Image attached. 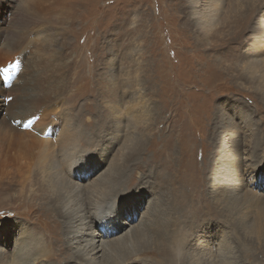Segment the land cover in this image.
<instances>
[{
    "label": "rangeland",
    "instance_id": "obj_1",
    "mask_svg": "<svg viewBox=\"0 0 264 264\" xmlns=\"http://www.w3.org/2000/svg\"><path fill=\"white\" fill-rule=\"evenodd\" d=\"M21 1L10 0L13 7L0 25V49L7 42V31L17 32L12 27L11 13ZM28 2L33 10L26 14L30 21L27 39L16 46L22 50L19 58L27 71L26 86L63 67L61 98L47 104L43 119H39L42 112L33 116L32 124L38 121V128L48 130L58 114L75 118L78 128L94 139L89 151L97 152L103 164L99 174L105 172L127 131L141 151L143 164H153L152 171L146 170L147 166L144 179H138L140 184L145 181L144 190L133 194L131 204L120 210L122 220L127 221L137 211L132 223L137 225L142 211L153 216V202L161 206L157 217L139 224L132 248L139 250L140 259L131 264H161L153 260V255L143 253L160 244L171 247L176 264H186L193 245H203L202 240L211 232L223 236V264H264V192L260 197H244L225 184L229 176L240 174L241 169H232L244 149H249L254 161L264 166V99L246 77H236L238 87L225 69L219 79L214 77L216 67L227 66L230 70L237 64L246 66L251 60L264 59V55H256L251 42L253 34L264 25V0H254L248 15L249 0H223L222 13L211 17L214 22L209 30L199 29L193 22L189 0ZM236 17L245 20L238 27L232 23ZM206 33L210 35L204 41ZM43 44L45 49L40 47ZM4 66L0 59V67ZM261 91L264 93V88ZM136 100L145 105L144 116L131 115L127 119V106ZM10 101L4 98L0 109L12 110ZM179 103L187 111L190 103L200 107L199 117L194 112L183 131L180 128L184 119L174 110ZM201 117L205 118L203 126L197 123ZM243 119L250 121L246 141L242 137ZM219 121L223 125L233 123L236 134L222 139L216 132ZM113 136L121 139L111 152ZM16 161L10 157L8 164H21ZM163 164H181L183 174H167ZM21 180L19 170L11 169L0 177V190L11 184L17 192ZM163 196L168 200L164 204ZM127 199L131 197L125 196ZM29 203L35 206L36 201ZM27 213V203L0 204V225L6 222L11 230L10 220L14 218L34 229L35 217Z\"/></svg>",
    "mask_w": 264,
    "mask_h": 264
},
{
    "label": "bare ground",
    "instance_id": "obj_2",
    "mask_svg": "<svg viewBox=\"0 0 264 264\" xmlns=\"http://www.w3.org/2000/svg\"><path fill=\"white\" fill-rule=\"evenodd\" d=\"M16 1L18 0H13V2ZM222 1L189 0L191 19L199 29H210L214 22L211 17L222 13ZM253 1L249 0L248 2L246 15L250 14ZM10 7H13L10 0H0V25L6 21L4 15L8 13ZM32 10L28 0H22L14 13H11L12 27L14 26L17 32L14 31L13 34L10 29L6 30L5 40L7 42L0 49V59H3L5 65L19 62L18 70L0 80V105L3 106L4 98L9 100L8 97L12 98L10 102L13 104L12 110L0 109V177L11 169L19 170L22 174L21 187L19 186L20 189L17 192H13L14 188L11 184L5 188L8 190L6 195L2 194L5 192L4 188L0 190V204H5L7 201L27 203V214L35 217L37 227L28 228L18 223V220L16 221L14 218L10 220L13 223L11 230H9L10 227L7 228L8 223H2L0 225V234H2L0 235L2 244L0 246V264H60V262H64V264H131V262L140 259L139 250L135 251L134 247L132 248V239L140 229L139 224L145 220H151L152 217H157L161 206L153 202L155 211L153 216L151 212L142 211L137 225L132 224L137 218V211H133L127 221L122 220L120 210H124L123 205L131 204L136 192L138 195L141 190H144L145 181L140 184L138 179L143 180L146 175V172H143L144 168L148 166L146 170L152 171L153 164H143L141 151L136 147L134 137L127 131L126 134H123L124 138L122 135L120 136L123 138V142L119 146L117 145L121 138L113 136L111 152H114L113 147L117 146V148L108 162L105 172L99 174L103 164L97 152L89 151L94 145V139L78 128L80 124L72 116L58 114L52 120V127L48 130L38 128V121L29 127L24 126L39 112H42L39 119L46 116V113L43 112L44 108L47 107V104L59 100L62 93L59 84L63 79L61 71L63 67H61L54 69L49 77L36 79V82L34 81L29 87L25 84L27 71L24 72L21 67V58L19 57H22L20 53L22 50L20 48L18 51L16 46L17 43L21 44L27 39V25L30 21L26 14ZM241 21L245 20L236 17L232 23L238 27V24L243 23ZM1 29L0 40L3 39V30L1 31ZM208 35L210 34H203V40L204 38L206 40ZM13 37L18 40L16 41ZM251 42L256 55H264V25L253 34ZM40 47L45 49L47 46L43 44ZM223 70L230 73L233 80L231 82L235 85L238 83L235 80L237 76L246 77L252 86L256 85L255 92L264 99V93L261 91V88H264V59L251 60L246 66L237 64L230 70L227 66L225 68L216 67L214 77L219 79L221 73L224 74ZM32 78L35 79V76L33 75ZM189 105H191L188 106L191 107L189 111L183 109L181 103L175 109L173 108L178 112V116L181 115L184 119L180 131L187 129V126L190 125L188 120H192L190 118L194 112L195 114L199 113L197 111L200 108L198 103L197 106L196 103ZM144 107L141 100L131 101V104L127 106V119L131 115L134 117L142 115L143 117ZM204 119V117L199 118L197 123L203 126ZM249 125L248 119L241 121L244 141L250 133ZM216 129L222 139L225 135H228L227 138H229L236 134L234 124L231 122L223 125V122L221 124L219 121ZM241 154L243 156L235 158L237 163L233 164L232 169V171L241 169L240 174L236 177L229 176L225 184L235 194L241 193L244 197H260L264 192V182H262L264 166L254 161L249 149L242 150ZM10 157L21 164H8ZM163 165L162 168L167 174H183V171L180 173L179 169L181 164L179 166H177L178 164ZM125 196H129L131 199L124 200ZM162 199L163 204L168 201L164 196ZM32 200L36 201L35 206L33 203H29ZM170 208L172 209V206ZM99 224V229H96ZM127 226L130 227L126 230ZM10 241L11 245L8 249ZM197 241L199 240L195 242ZM202 242H204L203 245L195 243L194 247L189 249L186 264H223L220 258L221 250L224 248L223 236L211 232ZM176 244L178 245V243ZM143 253L153 255V260L155 259L156 263H177H175L173 250L166 244L155 245Z\"/></svg>",
    "mask_w": 264,
    "mask_h": 264
},
{
    "label": "snow or ice",
    "instance_id": "obj_3",
    "mask_svg": "<svg viewBox=\"0 0 264 264\" xmlns=\"http://www.w3.org/2000/svg\"><path fill=\"white\" fill-rule=\"evenodd\" d=\"M19 68V62L11 63L7 65L6 67H0V80H2L3 77H6L10 75V73L18 70ZM9 100H11V97H8ZM32 124V121L29 120L27 124H25V127H29Z\"/></svg>",
    "mask_w": 264,
    "mask_h": 264
}]
</instances>
